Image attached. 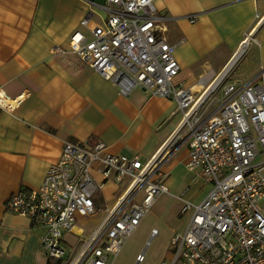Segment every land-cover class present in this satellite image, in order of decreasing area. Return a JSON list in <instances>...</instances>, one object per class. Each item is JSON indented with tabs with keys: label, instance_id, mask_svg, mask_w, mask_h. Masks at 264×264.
Here are the masks:
<instances>
[{
	"label": "built area",
	"instance_id": "2783aa9c",
	"mask_svg": "<svg viewBox=\"0 0 264 264\" xmlns=\"http://www.w3.org/2000/svg\"><path fill=\"white\" fill-rule=\"evenodd\" d=\"M89 4L92 8L80 24L92 37L76 30L70 38L72 51L123 95L142 87L152 95L175 100L183 121L145 162L140 154L110 152L105 141L89 147L65 142L61 159L51 164L42 184L15 192L6 203L7 210L45 229L42 248L51 264H108L156 199L170 192L162 180L154 178L164 176L161 164L172 149L186 143L190 146L187 167L198 171L212 188L199 203L181 198V211L190 212L189 219L185 229L172 237L171 258L160 264H264V69L246 84L226 81L231 69L224 76L221 72L197 95L176 81L181 71L175 57L177 44L169 41L166 18L158 14L155 0ZM94 7L103 9L107 17L90 26L98 16ZM195 18L190 16L191 22ZM252 34L230 62L245 54L254 40ZM220 85V104L205 117L200 110ZM8 99L0 90V106L12 110L19 100L12 104ZM94 169L102 180L95 178ZM112 179L117 184L126 181L125 192L95 230L81 235L82 243L74 250L65 234L73 232L80 218L97 214L95 193ZM142 190L141 198L135 200ZM157 234L152 229L151 237ZM136 258L142 261L144 254Z\"/></svg>",
	"mask_w": 264,
	"mask_h": 264
},
{
	"label": "crops",
	"instance_id": "0c3cea01",
	"mask_svg": "<svg viewBox=\"0 0 264 264\" xmlns=\"http://www.w3.org/2000/svg\"><path fill=\"white\" fill-rule=\"evenodd\" d=\"M91 1L104 2L0 0V90L12 100L19 98L12 110L0 106V264L49 263L42 248L45 229L9 212L6 203L15 192L42 184L51 164L61 159L65 142L89 147L101 140L110 152L140 154L145 162L183 121L175 100L142 87L123 95L72 51L70 38L76 30L92 37L80 24ZM155 5L166 18L169 41L177 44L181 71L176 81L197 95L223 72L251 33L254 40L247 50H255L256 74L264 69V0H155ZM94 9L98 16L90 26L107 17L103 9ZM189 158V144L176 145L161 164L164 176L154 179L170 192L176 181L185 179V199L199 203L212 185L187 167ZM93 174L102 180L97 170ZM126 188L127 183L106 181L95 193L97 214L106 215ZM96 215L80 218L72 233L89 235L99 224L86 232L87 222Z\"/></svg>",
	"mask_w": 264,
	"mask_h": 264
},
{
	"label": "rangeland",
	"instance_id": "374dc122",
	"mask_svg": "<svg viewBox=\"0 0 264 264\" xmlns=\"http://www.w3.org/2000/svg\"><path fill=\"white\" fill-rule=\"evenodd\" d=\"M97 1L103 2V0ZM251 39H253V35ZM254 54V49H252L250 53L247 50L228 72L226 77L227 80L225 78L224 81H240V83L246 84V82L249 83L257 77L260 72L257 70L258 73L256 74L257 66L253 63L252 58ZM259 81L260 79L256 80L255 83ZM221 85L216 91L207 96L202 110H200L205 117L210 115L211 112L219 106V98L222 93V89L220 88ZM183 132L184 130L181 132L182 135ZM180 142L181 141L178 143ZM261 159L263 158L260 157L258 160ZM184 180L185 179L176 181V178L173 180L176 181L177 187L172 188L170 193H164L156 199L139 227L128 237L118 255L109 258L108 264H160L171 258L172 252L174 251L171 246L172 237L176 232L185 229L190 215V212L182 213L181 211L183 199H185V195L183 194ZM123 184H126V181ZM142 193L143 190L138 193L135 200L140 199ZM104 215V212H99L95 218L89 220L87 222L88 224L86 227L88 228L86 232L95 228V225L92 226V228L89 227L94 222L98 225L100 222L99 220L104 217ZM154 228L158 230V234L151 237V231ZM65 240L69 242V246H72L74 250L78 249L82 243V237L73 233H66ZM139 254H144V259L142 261H138L136 258Z\"/></svg>",
	"mask_w": 264,
	"mask_h": 264
},
{
	"label": "water",
	"instance_id": "95a60500",
	"mask_svg": "<svg viewBox=\"0 0 264 264\" xmlns=\"http://www.w3.org/2000/svg\"><path fill=\"white\" fill-rule=\"evenodd\" d=\"M236 61H237V59L231 61V62L227 65V67L225 68V70H223V72L221 73V75L224 76V75H225V74L231 69V67L233 68V65L235 64Z\"/></svg>",
	"mask_w": 264,
	"mask_h": 264
},
{
	"label": "bare ground",
	"instance_id": "6f19581e",
	"mask_svg": "<svg viewBox=\"0 0 264 264\" xmlns=\"http://www.w3.org/2000/svg\"><path fill=\"white\" fill-rule=\"evenodd\" d=\"M255 30H256V29H255ZM246 42H248V41H246ZM246 42H245V43H246ZM246 44H247V43H246ZM220 80H221V77L217 80L216 83H218ZM216 83H215V84H216ZM214 86H215V85H214ZM18 100H19V98H18L17 100L8 99V101L11 102L12 104H15V102H17ZM3 101L6 102V100H3ZM8 101H7V102H8Z\"/></svg>",
	"mask_w": 264,
	"mask_h": 264
},
{
	"label": "trees",
	"instance_id": "16d2710c",
	"mask_svg": "<svg viewBox=\"0 0 264 264\" xmlns=\"http://www.w3.org/2000/svg\"><path fill=\"white\" fill-rule=\"evenodd\" d=\"M48 264H51V262H49ZM53 264H60V262H57V263H53Z\"/></svg>",
	"mask_w": 264,
	"mask_h": 264
}]
</instances>
